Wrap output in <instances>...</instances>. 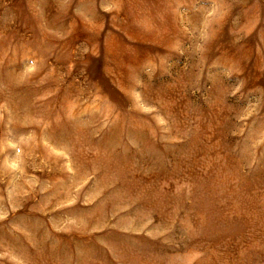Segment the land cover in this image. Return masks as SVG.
I'll return each instance as SVG.
<instances>
[{
  "label": "rangeland",
  "instance_id": "rangeland-1",
  "mask_svg": "<svg viewBox=\"0 0 264 264\" xmlns=\"http://www.w3.org/2000/svg\"><path fill=\"white\" fill-rule=\"evenodd\" d=\"M0 264H264V0H0Z\"/></svg>",
  "mask_w": 264,
  "mask_h": 264
}]
</instances>
